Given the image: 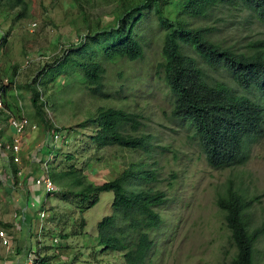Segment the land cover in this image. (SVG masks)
<instances>
[{
  "label": "rangeland",
  "instance_id": "rangeland-1",
  "mask_svg": "<svg viewBox=\"0 0 264 264\" xmlns=\"http://www.w3.org/2000/svg\"><path fill=\"white\" fill-rule=\"evenodd\" d=\"M82 1L24 0L28 4L26 19L16 20L19 7L0 14V36L4 37L0 43V86L5 79L10 81L4 97L9 99L16 91L29 121L37 125L35 131L26 130L22 139L21 177L16 175L18 168L8 162L6 154H0V224L10 227L0 226V230L12 238L13 245L10 251L0 247V264H20L16 250L22 245L37 248L40 264L122 262L120 253L102 251L98 245V225L113 214V193H100L93 207H88L89 196L65 197L66 189L61 187L64 192L60 190L57 184L60 180L53 175L68 171L71 165L81 171L87 183L95 186L117 178L132 165L138 172H152L155 181L148 186L166 195L165 205L156 209L163 225L152 233L155 264H232L235 248L216 206V196L228 186L246 199L264 194V134L249 146L244 164L222 170L208 165L192 136L193 131L171 117L172 95L154 75V67L161 61L163 43L154 14L147 21L149 36L144 59L119 60L106 66L103 92L108 99L92 98L70 80L58 79L49 87L47 119L55 128L68 131L71 137H65L67 140L63 137L57 146L53 145L51 131L36 120L30 93L19 87L31 83L42 67L51 66L56 57L79 43L90 30L101 32L111 23L113 11L119 4L115 0ZM193 23L196 27L208 28L211 40L236 53L264 48L261 47L264 24L248 11L217 9L207 19ZM188 53L198 59L193 52ZM27 58L32 60L28 67L25 66ZM205 70L211 82L225 84L245 94L235 86L229 74ZM37 88L43 91L42 87ZM250 96L256 98V95ZM101 106L134 114L136 124L126 133L148 137L145 149L113 146L98 150L93 147L88 138L92 129H80L79 124ZM6 118L0 117V139L4 141L13 134L9 117ZM41 149L47 150L45 156H51L48 175L56 185L51 195L33 186L34 177L45 174L35 162L36 153ZM68 156L73 159H67ZM37 196L40 203L31 208V201ZM39 210L47 213L43 223L37 215ZM23 213L28 223L22 222ZM247 214L251 229L260 226L264 222V197L256 201ZM55 237L60 243H53ZM254 260L255 264H264V235L255 246Z\"/></svg>",
  "mask_w": 264,
  "mask_h": 264
},
{
  "label": "trees",
  "instance_id": "trees-1",
  "mask_svg": "<svg viewBox=\"0 0 264 264\" xmlns=\"http://www.w3.org/2000/svg\"><path fill=\"white\" fill-rule=\"evenodd\" d=\"M74 1L83 3L82 0ZM115 2L119 4L109 25L101 32L90 30L79 43L56 57L51 66L42 67L31 83L19 87V90L30 93L36 120L50 131L55 129L64 132L65 137H71L68 131L55 128L47 119L45 109L51 97L47 95L49 87L58 79L70 80L90 97L108 99L103 92L106 66L119 60L137 62L144 59L149 36L147 21L154 14L163 40L161 61L156 63L154 75L172 95L171 117L187 124L193 131L192 136L212 169L222 170L244 164L249 146L264 134V103L261 102L264 100V48L236 53L211 40L209 29L196 27L193 21L205 20L217 9L231 8L248 11L264 24V0ZM17 7L20 10L16 20L26 19L28 4L24 0H0V14ZM188 52H193L198 59L189 56ZM205 68L229 74L235 86L245 94H239L225 84L211 82ZM9 85L10 81L8 85L2 83L0 86V117H9L10 120L23 115L28 119L16 91L9 95V99L4 97ZM38 86L43 91H39ZM250 95H256V98ZM135 118L134 114L122 109L101 106L79 124V128L92 129L88 138L98 150L113 146L127 150L145 149L148 137L126 133L129 127L133 129ZM67 159L73 157L68 156ZM134 167L132 165L117 178L99 186L87 183L85 176L73 165L68 171L55 173L53 177L58 176L60 181L57 184L66 189L65 197L81 199L89 196L88 207L98 202L100 193L112 192L113 214L103 218L98 225V245L102 251L120 253L122 262L119 264H155L156 246L152 233L163 225L156 209L165 205L166 195L148 186L155 181L152 172H138ZM60 190L63 191L62 188ZM263 197L264 194L246 199L231 186L216 196V206L223 215L235 248L232 264H255V246L264 235V222L251 229L247 212ZM0 226L10 229L8 225ZM20 249L18 247L16 252L23 262L31 250L28 247L21 253Z\"/></svg>",
  "mask_w": 264,
  "mask_h": 264
},
{
  "label": "built area",
  "instance_id": "built-area-1",
  "mask_svg": "<svg viewBox=\"0 0 264 264\" xmlns=\"http://www.w3.org/2000/svg\"><path fill=\"white\" fill-rule=\"evenodd\" d=\"M32 26L34 27L35 24H33ZM2 38L3 36H0V43ZM31 63L32 60L30 58H27L25 66L28 67ZM2 83L6 86L9 84V80L5 79ZM18 105L20 108L21 103L19 102ZM1 107L2 104L0 102V108ZM8 124L13 129V134L9 141H4L0 139V154H6L5 156L8 162L18 168L16 175L18 177H21L22 170L19 167V165L21 164L19 154L22 151V139L24 137V134L26 133V130L35 131L37 130V126L35 124L30 123L29 120L23 115L20 118H11ZM50 135L53 145L56 146L59 142L64 140L63 137L65 138V136L60 131L57 132L55 129L51 130ZM46 149H41V152L39 151L36 153L35 162L36 164H39V169L42 168L45 174L38 177H34L33 186L38 189L43 188L45 194H52L56 191V187L48 175V164L51 161V156H45V151H47ZM39 203V196L34 197L31 201V208H36ZM37 215L39 216V219L43 222L46 219L47 213L44 210H40L37 212ZM40 236L41 235L38 234L39 240ZM53 243H60V239L58 237H55L53 239ZM12 246V238L7 235L4 230H0V247L5 249L6 251H10L12 249ZM37 252L38 250L36 247L31 249V251H29L26 258L21 263L40 264L39 258L38 256H36Z\"/></svg>",
  "mask_w": 264,
  "mask_h": 264
},
{
  "label": "crops",
  "instance_id": "crops-1",
  "mask_svg": "<svg viewBox=\"0 0 264 264\" xmlns=\"http://www.w3.org/2000/svg\"><path fill=\"white\" fill-rule=\"evenodd\" d=\"M26 216H27V215H26ZM26 216H25L24 213L22 214V217L25 218V220H24V221L22 220V222H27V223H28V221L26 220ZM22 225H25V223H22ZM27 225H28V224H27ZM28 237L30 238V235H28ZM22 246H23V249H25V248L28 249V247H27L26 245H22ZM22 246H21V247H22ZM31 249H32V248L30 247V250H31ZM18 260H19V262H20V257L18 258Z\"/></svg>",
  "mask_w": 264,
  "mask_h": 264
},
{
  "label": "clouds",
  "instance_id": "clouds-1",
  "mask_svg": "<svg viewBox=\"0 0 264 264\" xmlns=\"http://www.w3.org/2000/svg\"><path fill=\"white\" fill-rule=\"evenodd\" d=\"M39 211H40V210H39ZM44 221H45V220H44ZM42 223H43V222H42ZM38 238H39V237L37 236V240L40 241ZM20 264H21V262H20Z\"/></svg>",
  "mask_w": 264,
  "mask_h": 264
}]
</instances>
